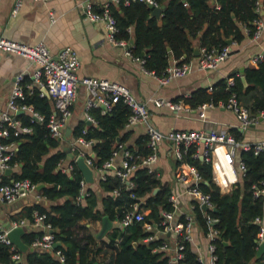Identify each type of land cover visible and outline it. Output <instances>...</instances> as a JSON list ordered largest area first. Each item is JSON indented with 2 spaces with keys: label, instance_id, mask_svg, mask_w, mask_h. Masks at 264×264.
<instances>
[{
  "label": "trees",
  "instance_id": "obj_1",
  "mask_svg": "<svg viewBox=\"0 0 264 264\" xmlns=\"http://www.w3.org/2000/svg\"><path fill=\"white\" fill-rule=\"evenodd\" d=\"M156 1L164 5L159 18L151 15V7L141 1L134 0L127 4L119 1L109 5L117 28L114 37L127 42L132 39L128 51L134 56L142 53L143 67L156 75L168 64L169 55L177 60L192 58L195 42L198 47H220L227 38L239 42L243 37L251 36L253 20L264 14V0ZM261 10L263 13H260ZM128 27H131V32ZM242 75L245 85L239 74L230 76L232 85L227 84L228 77H221L212 84L209 92L205 87H199L184 101L190 107L205 101L216 104L225 101L232 92L251 113L264 112V59L246 66ZM23 91L25 96L20 101L31 104L46 117L51 109V101L44 95L40 96L36 88H23ZM88 113L94 123L78 121L71 135L92 140V164L100 166L118 142L125 144L127 131L120 132L129 109L117 101L105 113H100L95 107H91ZM18 117L29 124L31 130L10 137L17 141V149L11 159V164L15 163L16 167L3 179L27 178L33 183L44 184L39 190L44 199L24 206L23 211L29 219L33 210L45 214V221L54 229V239L60 241L56 249L63 256L60 261L49 251L30 249L23 253L25 264H168L165 253L153 250L163 237L142 241L151 232L144 229L143 223L157 224L161 219L160 210L172 208L168 201L170 189L167 183L161 181L155 171L149 172L139 164L148 153L145 134L138 135L132 145H125L131 154L129 161L137 165L130 176L131 186L127 187L115 176L106 175L104 179H98V187L107 192L105 195L98 198L96 190L86 185L83 201L76 203L82 176L72 160L73 167L69 174L57 167V163L66 156L60 140L49 136L45 123L29 122L24 114ZM233 131L232 135L238 137L237 131ZM190 153L191 149H188L182 154L181 160H175V165L186 163L193 166L201 178L199 188L208 193L213 202L215 210L208 211V214L216 218L213 227L218 230L217 237L212 241L215 264H264V253L257 258L254 256L258 231L255 218L262 213V197L252 193V185H257L264 177V152L254 154L251 150L238 151L236 158L242 161L245 171L225 193H221L212 181L210 164L192 157ZM179 170L184 169L180 167ZM154 188H157L155 192ZM115 189L117 194L112 193ZM60 198L61 201H58ZM99 200L100 209L97 207ZM136 202L139 208L147 209L141 221H134L125 227L115 226L106 240L95 241L85 220H99L102 215H106L111 221H118ZM193 212L196 223L205 233L208 228L203 212L197 205ZM35 234L31 230L23 232V243L30 245ZM183 245L180 262L197 264L194 247L189 242ZM0 264H21L10 257V250L2 243Z\"/></svg>",
  "mask_w": 264,
  "mask_h": 264
},
{
  "label": "built area",
  "instance_id": "obj_2",
  "mask_svg": "<svg viewBox=\"0 0 264 264\" xmlns=\"http://www.w3.org/2000/svg\"><path fill=\"white\" fill-rule=\"evenodd\" d=\"M47 1V0H39ZM121 1L127 4L134 0H108L103 3L98 9H94L89 2H85L84 17L92 22H100L104 26L106 39L114 45H122L125 51L131 58L137 61L142 68L152 73L158 84H167L172 79L182 77L188 74L193 67L197 70H216L221 62H223L230 53V43H225L220 47H198L196 60H176L165 66L164 70L156 75L152 71H148L143 67V59L141 56H134L128 51L129 42L124 39H116L114 33L117 28L115 19L111 14L110 3H118ZM147 4L150 7L158 6L156 0H136ZM20 0H16L12 11L15 12ZM52 20V18H50ZM254 30L251 34L253 39L260 36L264 27V14L253 20ZM0 50L15 53L26 57L35 63L31 76L32 81L36 84V89L40 96L45 95L43 88L46 89L48 97L51 98V109L45 117L43 114L36 111L31 104L21 102L24 99L23 86L20 84L21 75H17L14 80L11 93L6 101L5 109L0 111V203H10L17 198H23L32 193L33 199L38 202L43 199V195L36 188V183L31 182L27 178L10 179L5 181L3 176L5 169L11 170L16 167L15 163L11 164V159L17 149V141L10 139L12 136H17L19 133H28L31 126L23 122L19 114H24L28 117L29 122L36 121L45 123L47 132L50 137L58 140L62 139L65 126L71 114V106L76 98V93L79 86H82L86 98L84 102V116L88 121L94 122L93 118L88 113L91 107L98 108L100 113H105L117 101L124 103L129 114L125 121V127H131L137 123L145 124L144 134L146 135V147L148 153L141 158L139 164L146 167L147 170L154 171L153 164L158 157V147L162 141L171 143V152L175 160H181L182 154L191 149L192 157L200 158L208 162L211 167V179L218 186L221 193L228 192L233 184H235L240 176L245 171V166L242 161L236 158L238 151L251 150L254 154L264 152V139L258 141H245L234 137L231 133L216 128H196V129H174L171 128L166 132L159 131L157 128L148 123L149 112L145 103L135 99L129 89L118 82L111 81L99 76H76V69L79 61L69 46H64L55 53L49 52L48 48L41 42L35 44H26L19 41L7 39L0 36ZM264 59V48L254 53L251 56V62H256ZM227 84L232 85V78H227ZM26 89H32L30 84L25 85ZM154 106H166L172 110L182 108L179 101L170 100L164 97H155L149 99ZM214 105L231 110L236 119L239 128L244 129L256 124L261 118H264V112L251 113L249 109L243 106L236 98L234 93H229L225 101H218L213 104L211 101L201 102L194 108L197 110L199 118H204V110L207 107ZM191 110L193 108H186ZM92 140L85 139L82 136L72 138L68 142L69 150L73 153V158H68L64 164L63 159L57 163V167L69 174L72 170V163L76 156H82L84 162L97 173L98 179H104L108 173L117 177L124 182L127 187H130L132 182L130 176L136 168L135 163H131L129 159L131 154L127 151L122 143L118 142L115 148L111 151L109 157L103 161L100 166H94L90 157V148ZM89 154V155H88ZM120 154V160L114 163L115 157ZM180 171L177 175L178 181L188 183L186 191L193 197L194 205H197L205 217V223L208 230L203 233L206 238V246L204 251L195 249L197 264H215L216 256L213 253V239L217 237L218 230L213 227L216 218L208 214V211L214 208L213 202L208 193L203 192L198 184L201 178L195 168L186 163L177 165ZM187 175H190L187 177ZM79 191L75 197L76 203H81L86 194L87 183L82 179L79 181ZM117 194V190L112 191ZM252 193L254 196L262 197V213L255 218L258 224L256 233V248L258 244L264 240V177L257 183L252 185ZM168 201L171 204L170 210L161 209V219L157 224L144 222L143 227L146 231H151L142 238L143 242L157 239L165 232H173L175 238L169 242L164 237L161 242L153 248V250L162 251L167 255L168 264H182L180 262L184 242H192V229L196 224L195 216L189 213L181 214L182 219L176 220V196L168 195ZM204 205L206 210L201 206ZM180 217V216H179ZM143 219V211L139 208V203L133 204L131 210L126 211L121 219L117 221L119 227H125L134 221ZM159 225L161 228H159ZM16 226H22L24 230L35 231L37 234L31 239L30 248L38 251H49L53 253L60 261L63 256L56 247H53L54 229L50 223L45 221V214L33 210L31 218L28 220L18 219L12 220L5 227L0 222V243L7 246L10 250V257L21 263V253L19 248L8 237V231ZM180 237V240H178ZM23 264V263H21Z\"/></svg>",
  "mask_w": 264,
  "mask_h": 264
},
{
  "label": "crops",
  "instance_id": "obj_3",
  "mask_svg": "<svg viewBox=\"0 0 264 264\" xmlns=\"http://www.w3.org/2000/svg\"><path fill=\"white\" fill-rule=\"evenodd\" d=\"M15 1L0 0V36L30 45L41 42L51 53L57 52L64 46L71 47L79 61L75 71L77 77L99 76L125 85L136 100L145 103L149 112L148 123L159 131L166 132L171 128H216L231 134L235 130L238 136L236 138L245 141L264 139V118H261L254 125L241 129L237 125L234 113L229 109L218 105L207 107L204 110L205 116L201 119L197 115L195 106L190 107L184 101V98H187L193 90L199 87H205L206 91L209 92L212 84L221 77H230L233 74L241 76L243 69L253 64L250 60L251 56L264 48V27L256 39L245 36L239 42L231 41L228 57L220 63L216 70H197L193 67L188 74L160 85L152 73L145 71L137 61L126 53L124 46L114 45L106 39L102 23L92 22L84 17L83 5L85 2H89L94 9H98L108 0H20L18 7L13 12ZM110 4L115 5L116 3ZM128 31L131 32V27H128ZM194 45L197 43L195 42ZM191 59L194 62L196 56ZM176 60L169 55L168 64ZM34 68L35 63L28 58L0 50V111L6 107V101L17 75H21L20 84L24 88L26 84L36 88L31 76ZM22 80L25 82L24 84H22ZM44 96L51 101L50 97ZM155 97L179 101L183 107L175 111L166 106H154L149 99ZM85 98L86 93L83 87L79 86L71 106L70 117L65 126V128L71 129L70 135L67 139H61L60 145L68 147V142L74 138L71 135L72 129L78 121L84 120L85 123H94L85 119ZM186 108L193 109L187 110ZM145 126L143 123H137L131 127L124 126L120 132L127 131L124 146L132 145L138 135L144 134ZM87 151H90V148H87ZM119 160L120 154L115 157L114 163L117 164ZM66 161L67 155L63 159V163L65 164ZM153 169L159 179L167 183L170 189L169 194L176 196V220L183 213L194 215V199L186 191L188 183H182L177 179L179 167L175 165L169 141H162L159 144L158 157L153 164ZM93 174L94 181L87 185L96 190L98 198H100L107 192L98 187L97 173L93 171ZM58 201H61V198ZM35 202L32 193H30L26 197L17 198L10 203H0V222L5 226L12 220H28L23 207L30 206ZM97 207L101 208L100 200ZM141 210L143 213L147 212L146 208L141 207ZM17 214L22 216L15 218ZM111 222L112 227L101 238H97L95 235L101 225L100 219L84 221L89 231L93 233L96 242L100 239L106 240L111 229L118 226L117 221ZM25 231L28 230L23 232ZM160 236L169 242L175 238L173 232H165ZM192 237L190 243L192 248L203 252L206 246V238L197 223L192 229ZM20 253L21 263L25 264L23 262L24 252L21 251Z\"/></svg>",
  "mask_w": 264,
  "mask_h": 264
},
{
  "label": "water",
  "instance_id": "obj_4",
  "mask_svg": "<svg viewBox=\"0 0 264 264\" xmlns=\"http://www.w3.org/2000/svg\"><path fill=\"white\" fill-rule=\"evenodd\" d=\"M163 8H164L163 4H160V5L155 6V7H151V15L155 16L156 18H159L160 12ZM260 13H263V10H261ZM131 42H132V39L129 40V43H131ZM225 43H231V40L229 38H227V39H225ZM197 54H198V45H194L193 55L196 56ZM141 55H142V53L140 54V56ZM240 72H242V69H240ZM240 79H241L242 83L245 85L246 81H245V78L243 75L240 76ZM42 90L44 91L45 95L48 96L46 89L43 88ZM70 130L71 129L69 127H66L64 129L62 139H67L69 137ZM63 149H64L68 158H73V153L69 150V147H67L66 145H63ZM91 156H92V153H91ZM199 159H201V157ZM74 163H75L77 169L80 171L83 180L87 184H91L94 181V174H93L92 169L84 162L83 157L82 156H76L74 159ZM10 172H11L10 168L5 169V171H4L5 174H9ZM43 186H44L43 183H38L36 185V188L40 189ZM156 190H157V188H154L153 192H155ZM201 208L203 210H206V207L204 205H202ZM214 210H215V208H212V211H214ZM100 222H101L100 228L95 235L97 238H101L112 227V222L106 215L101 216ZM5 227H8L7 223L5 224ZM23 231H24V228L22 226L13 227L8 231V237L19 248L20 251L25 252L26 250L31 249V248L28 247L25 243H23V241L20 238V235L23 233ZM59 244H60V241H55L53 243V247H56ZM262 253H264V240L258 244V246L255 250L254 256L257 258ZM93 264H97V262H94Z\"/></svg>",
  "mask_w": 264,
  "mask_h": 264
},
{
  "label": "rangeland",
  "instance_id": "obj_5",
  "mask_svg": "<svg viewBox=\"0 0 264 264\" xmlns=\"http://www.w3.org/2000/svg\"><path fill=\"white\" fill-rule=\"evenodd\" d=\"M19 216H22V215H20V214H17V215H15V218H17V217H19Z\"/></svg>",
  "mask_w": 264,
  "mask_h": 264
}]
</instances>
